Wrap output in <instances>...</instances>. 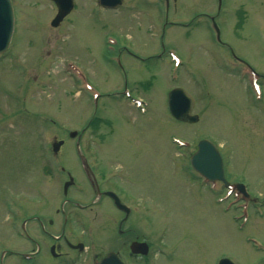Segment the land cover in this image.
Masks as SVG:
<instances>
[{
    "label": "rangeland",
    "instance_id": "obj_1",
    "mask_svg": "<svg viewBox=\"0 0 264 264\" xmlns=\"http://www.w3.org/2000/svg\"><path fill=\"white\" fill-rule=\"evenodd\" d=\"M75 1L76 9L53 27L51 0H13L11 45L0 55V254L3 248L12 252L2 263L25 264L13 252L36 249L18 234L22 220L28 219L29 233L40 242L43 235L34 216L59 222L55 209L64 198H93L76 159V138L68 134L80 132L95 110L84 74L100 92L97 105L109 121L100 128L101 138L89 129L83 135L95 132L101 174L123 176V181L104 180V186L142 200L128 224L151 242L154 264H217L222 256L236 264H262L264 94L249 92L247 82L230 72L228 49L213 40L207 24L208 14H216L217 0H174L169 23L164 10L136 0H126L115 10L102 9L97 0ZM237 19L244 21L241 28ZM218 21L222 41L264 78V0H224ZM108 42L120 46L119 54L107 48ZM174 54L181 63H174ZM73 63L81 70L80 78ZM177 86L194 96L198 122L177 121L171 115L168 93ZM127 92L142 105L126 97ZM85 137L80 144L90 151ZM55 138L65 140L61 157L51 152ZM201 138L221 147L225 176L243 180L258 199L246 203L250 209L245 220L241 206L217 200L224 190L217 195L200 186L190 169L189 154ZM62 162L78 178L66 195V178L44 172V163L61 171ZM94 210L84 214L97 216L103 210L111 221L120 215L106 199ZM114 230L112 224L99 232L95 252L109 248ZM155 241L176 246L175 260L158 254ZM84 256L89 253L78 264H87Z\"/></svg>",
    "mask_w": 264,
    "mask_h": 264
},
{
    "label": "flooded vegetation",
    "instance_id": "obj_2",
    "mask_svg": "<svg viewBox=\"0 0 264 264\" xmlns=\"http://www.w3.org/2000/svg\"><path fill=\"white\" fill-rule=\"evenodd\" d=\"M163 1L164 0H157L156 2H152V4L150 3V5H156V8L158 9L159 6L161 7V3ZM167 2L171 5L174 0H167ZM237 26L238 21L236 23V27ZM222 40L223 39L219 41V45L228 49V53L225 55V60L226 63H229V67H232V70L230 72H236L237 74L240 73L241 67L238 66L239 70H236L237 68L235 67V65H233L232 61L239 63L238 61L248 62V60L239 55L231 45H229L227 42H223ZM256 71L261 77L260 82L262 84L264 82L263 74H261V72H259L258 70ZM81 138L82 136H79V139ZM95 142V136L92 135L91 140H89L91 147L95 148ZM92 152L93 154L90 151L84 153L82 152V155L85 156L88 164L91 167L94 182L91 184L89 183V185L92 189L96 190V193L94 192L93 194L91 188H89L93 195V198H89V200H80L68 197L63 199L60 204L62 207H58L55 209L56 215H59L61 217L59 222L55 221L54 218H49L48 222L46 223V221L43 220L41 216H34L38 221V228L43 235V240L39 242L38 240L33 239L30 233L28 234V239H30V242L35 243L39 248L38 250L36 248L31 252H27L31 256L26 264H78L81 261L82 255L85 253H89V257L87 258V256H84L83 260H88L87 264H96L97 261L102 259L103 256L111 251L117 253L124 264H132L130 259L133 260V264H154V248L151 242L148 241L143 234L137 232V230L133 228L132 224H128L129 219L134 216V214L132 213L134 211L133 207L137 205L140 206L142 200L128 199L123 189H117L116 187L111 185L107 187L104 186V180L109 179L112 181V179H117L123 181V176L118 173H113L112 177L108 178V174L106 175V177L101 174L97 166V163H100L92 160L94 159V154L95 159L97 158V153L95 152V150ZM108 190L117 192V194L120 196V199L123 201L122 203L130 207L131 214L125 215V212L124 214L121 212L122 214L118 215L112 221L110 220L109 216H104L106 213L103 210H101L100 213L97 211V216H94V214H84L86 210H88L90 213L94 212V207L99 205V203L101 202L100 199H102L103 197L104 199L107 198L106 200H110L111 198H108L109 196L105 193V191ZM110 202L112 203L111 200ZM65 205H69L70 209H64ZM98 217H100L102 221L98 222ZM108 217L111 222L108 220ZM112 224L115 225L116 229L112 232L114 235L113 243L107 250L95 252L96 246H99L97 236L102 235V233L99 232L109 228V226L111 227ZM55 226H58V228L53 229ZM102 227H104V229ZM134 241L147 242L149 245V253L147 255H144L142 253L132 252L130 246ZM155 244V251H157L158 254L166 256L168 260H175V252L173 249H175L176 246H162L161 242L159 241H155ZM41 249H44V256L40 257L41 260L40 263H38L39 260L34 259H36L40 255V252H42ZM156 264L158 263L156 262Z\"/></svg>",
    "mask_w": 264,
    "mask_h": 264
},
{
    "label": "water",
    "instance_id": "obj_3",
    "mask_svg": "<svg viewBox=\"0 0 264 264\" xmlns=\"http://www.w3.org/2000/svg\"><path fill=\"white\" fill-rule=\"evenodd\" d=\"M58 7V13L52 20L53 26L59 25L61 20L71 11L73 0H54ZM117 1V0H113ZM13 31V13L10 0H0V53L5 51L9 45ZM169 108L173 116L178 119H187L195 122L197 115L191 114L194 107L193 97L181 87L172 89L168 96ZM76 131L71 132L75 135ZM63 140L54 143L55 151L59 150ZM191 161L196 168H202L215 178L223 177L222 159L217 148L208 140H202L198 145V150L191 157ZM203 166V167H202ZM66 183V187L71 183ZM133 252H147L146 243L133 242L131 245ZM99 264H122L115 253H110ZM219 264H234L229 259H222Z\"/></svg>",
    "mask_w": 264,
    "mask_h": 264
}]
</instances>
